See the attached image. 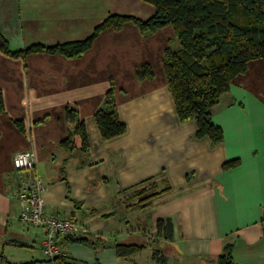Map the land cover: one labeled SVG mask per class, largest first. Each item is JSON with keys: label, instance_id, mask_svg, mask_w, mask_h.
<instances>
[{"label": "crops", "instance_id": "1", "mask_svg": "<svg viewBox=\"0 0 264 264\" xmlns=\"http://www.w3.org/2000/svg\"><path fill=\"white\" fill-rule=\"evenodd\" d=\"M154 11L143 0H0V33L11 49L48 46L88 37L111 14ZM176 45L170 24L144 34L125 21L76 57L0 50V264H45L41 229L19 219L15 191L33 175L45 209L79 223L59 238L64 264H215L227 245L236 264H264V60H250L212 106L223 131L212 144L177 117L162 63ZM143 64L152 77L137 78ZM110 86L126 129L103 139L92 115ZM67 105L84 120L88 163L59 146L72 130ZM20 150L33 152L31 170L13 167ZM158 219L171 234L157 232ZM117 243L142 248L123 256Z\"/></svg>", "mask_w": 264, "mask_h": 264}, {"label": "trees", "instance_id": "2", "mask_svg": "<svg viewBox=\"0 0 264 264\" xmlns=\"http://www.w3.org/2000/svg\"><path fill=\"white\" fill-rule=\"evenodd\" d=\"M155 6L154 13L145 19L131 15L111 14L86 38L73 39L55 45L32 44L23 49H11L0 33V50L11 57L24 58L32 52L59 53L66 57L80 56L93 39L109 27L119 28L125 21L135 23L144 34L170 24L176 34V47H167L162 60L177 117L180 121L196 122L195 137L208 136L212 144L223 139V131L212 118L211 108L221 94L228 90L234 77L245 72L252 59L264 60V0H143ZM138 79L152 77L151 68L137 66ZM0 99V108H1ZM65 117L72 130L59 146L69 155L78 153L88 159V135L84 120L79 118L77 108L67 105ZM103 139L123 133L124 122L118 116L114 90L110 86L102 103L92 115ZM22 128V122L15 120ZM74 135L79 137L76 144ZM238 158L223 162V168L238 163ZM64 179L63 176H59ZM157 232L172 231L170 219H158ZM71 236L66 238L72 239ZM75 239V238H74ZM73 239V240H74ZM78 239V238H77ZM119 255H129L142 248L141 244L117 243ZM231 245L217 255L215 264H236ZM156 253V251H155ZM0 259H4L0 254ZM64 264L63 256L59 258ZM22 264H34V261Z\"/></svg>", "mask_w": 264, "mask_h": 264}, {"label": "built area", "instance_id": "3", "mask_svg": "<svg viewBox=\"0 0 264 264\" xmlns=\"http://www.w3.org/2000/svg\"><path fill=\"white\" fill-rule=\"evenodd\" d=\"M34 154L29 150H20L13 155L12 164L17 170H31L34 167ZM44 182L33 175L21 182L15 190L20 199L19 219L41 229V253L45 264H61L59 258L63 251L59 238L74 235L79 223L70 216H61L49 212L44 207Z\"/></svg>", "mask_w": 264, "mask_h": 264}]
</instances>
